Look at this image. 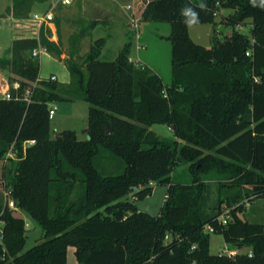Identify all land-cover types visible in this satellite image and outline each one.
Returning a JSON list of instances; mask_svg holds the SVG:
<instances>
[{"label":"trees","instance_id":"16d2710c","mask_svg":"<svg viewBox=\"0 0 264 264\" xmlns=\"http://www.w3.org/2000/svg\"><path fill=\"white\" fill-rule=\"evenodd\" d=\"M45 1L11 0L0 16L28 18ZM185 5L196 8L200 23H214L220 7L232 8L224 21L250 19L249 35L234 27L211 47L196 43L180 16ZM130 9L133 17L170 23L169 85L129 58L128 42L114 60H100L102 37L81 62L70 46L67 83L39 76L35 38H12L0 57V69L19 83L7 87L10 98L0 97V160L10 148L15 156L3 174L17 207L43 230L23 251L25 221L0 202V264H66L69 244L79 264H264V223L241 217L245 200L264 198V7L250 0H132ZM41 43L60 53L44 34ZM254 49L263 56L261 68ZM73 98L89 103L87 138L71 129L51 138L49 102ZM155 123L172 128L175 139L152 130ZM27 140L34 142L23 145ZM104 152L120 161L121 172L100 170ZM179 161L188 162L189 182L172 179ZM211 181L218 184L213 205ZM152 182L168 184L157 215L124 198L150 193ZM225 209L227 222L219 224ZM207 226L237 252L211 253Z\"/></svg>","mask_w":264,"mask_h":264},{"label":"rangeland","instance_id":"374dc122","mask_svg":"<svg viewBox=\"0 0 264 264\" xmlns=\"http://www.w3.org/2000/svg\"><path fill=\"white\" fill-rule=\"evenodd\" d=\"M52 0L39 3L34 6V12L43 13L50 7ZM11 0H0V15L5 12L6 7ZM129 0H71L69 3L58 1L52 9L54 15V24L57 31V42L60 47V53L56 50H48V54H41L39 57L40 69L39 76L48 77L52 72L56 73L62 83L69 79V72L66 66V59L69 56L70 46L76 48L75 59L78 62L83 61L90 45L98 38H104L105 44L98 56L100 60H114L124 46L129 43V58L136 64L139 52L138 42L144 49L141 50V59L146 66L156 71L162 78L165 85L171 82V43L168 38L170 34V23L168 21H153L139 19L136 29L129 26V18L126 12L129 11ZM131 5V4H130ZM98 7V11H96ZM233 12L232 8L220 7L215 14L214 23H199L189 28V34L193 41L206 47H211L217 41L222 40L230 34L235 27L240 32L249 35L250 19L247 23H240L233 26L224 21V17ZM131 14V9H130ZM114 17H110V16ZM99 18V20L91 18ZM14 22L11 17L0 16V57L8 55L12 38L17 34L14 31ZM48 32V30H47ZM141 33V38L136 35ZM41 34L47 38L50 33H46L45 27L41 28ZM75 41V46L74 42ZM65 53V56H62ZM254 57H257L258 64H262L263 56L255 51ZM8 70L0 69V83L10 87L13 81ZM57 105L56 113L50 118V137L54 138L64 129L74 130L78 139L87 138V115L89 103L82 98L60 99L55 101ZM160 136L169 141L175 139L172 128L165 124L155 123L150 126ZM15 159V156L12 157ZM12 161L0 160V202L3 203V186L7 180L4 177L3 169L12 166ZM98 166L103 173H118L122 171L120 161L113 158L107 152H104L98 159ZM172 179L178 182H189L190 173L188 162L179 161L175 164L172 172ZM150 193L140 197L133 198L132 193H128L124 198L134 200L138 210L148 212L152 215L159 214L160 208L164 202L168 184L165 182H152ZM209 190V205L217 202L218 184L211 181ZM213 203V204H212ZM21 216L26 225V241L23 251L43 238L42 228L34 219L21 208L13 209ZM241 217L250 222L264 223V198H254L250 201L245 200V207ZM248 248L240 247L238 251L243 252ZM231 250L223 239L222 234L210 232V252L221 253ZM73 245H68L66 250V264H79L75 255Z\"/></svg>","mask_w":264,"mask_h":264},{"label":"built area","instance_id":"2783aa9c","mask_svg":"<svg viewBox=\"0 0 264 264\" xmlns=\"http://www.w3.org/2000/svg\"><path fill=\"white\" fill-rule=\"evenodd\" d=\"M58 1H62L63 3H69L71 0H52L50 7L47 8L43 13L39 14L37 12H34L28 18L13 19L14 29L19 30L20 32L19 35L21 37H32L37 40L38 45L32 49L31 51L32 56L39 58L41 54L48 52L47 47L41 43V28L45 27L46 33L47 30L49 31L50 35L48 39L50 41L55 42L58 39L56 27L53 22L54 13L52 10L56 6ZM138 20L139 18L133 17L130 14L129 26L131 29H136ZM24 29H26L25 32H23ZM48 78L55 80L57 79V76L55 74H50ZM12 86L14 88H18L19 87L18 81H14L12 83ZM29 94H30V90L26 89L23 95V99L28 100ZM0 97H4V98L11 97L10 90L7 88V86L5 88H0ZM56 109H57V105L55 101L49 102L48 115L50 118L54 116V114L56 113ZM33 142L34 140H27L24 142L23 145L30 144ZM13 156L14 154L12 152V149L10 148L6 153V156L2 159V161L7 160L8 157H13ZM2 194H3V204L5 207H8L10 209L18 208L14 198L12 197L11 186L7 182H4ZM228 211L229 209H225L224 212L219 215V217L217 218L219 224H225L227 222ZM25 225H28V223H25ZM3 228H4V221L0 219V244H2L3 241ZM206 229L210 232L214 230L212 226H207ZM236 252L237 250L231 249L230 251H228V254L233 255Z\"/></svg>","mask_w":264,"mask_h":264},{"label":"clouds","instance_id":"9594fccd","mask_svg":"<svg viewBox=\"0 0 264 264\" xmlns=\"http://www.w3.org/2000/svg\"><path fill=\"white\" fill-rule=\"evenodd\" d=\"M253 7L260 6L264 7V0H250ZM198 7L203 10L206 8V4L201 2ZM180 16L182 17V22L186 27H194L200 23L199 12L196 8L190 5H185L180 9Z\"/></svg>","mask_w":264,"mask_h":264},{"label":"crops","instance_id":"0c3cea01","mask_svg":"<svg viewBox=\"0 0 264 264\" xmlns=\"http://www.w3.org/2000/svg\"><path fill=\"white\" fill-rule=\"evenodd\" d=\"M131 2H132V0H129V4H128V7L130 8L131 7ZM34 6H36V5H34ZM33 9H34V7H33ZM99 9H98V7H96V11H98ZM32 13H34V10H32ZM55 16V15H54ZM126 16L129 18V16H130V9H129V11L128 12H126ZM110 17H114L113 15L112 16H110ZM55 18H56V16H55ZM91 19H95V20H99V18L97 17V18H91ZM14 31H16L17 32V34L18 35H16L14 38H18V37H21L20 35H19V30L18 29H15ZM26 31V29H24L23 30V32H25ZM49 33V31L47 32V34ZM138 37H139V40H140V38H141V33H137L136 34ZM55 44H56V46H57V48H59L60 49V47H59V44L57 43V42H55ZM138 48H140L139 49V52H138V55H137V63H138V65H146V64H144L143 62H142V60H140L141 58V50L142 49H144V48H142L141 49V47H143L142 45H140L139 44V42H138ZM141 46V47H140ZM44 55H47L48 54V52H45V53H43ZM62 56L64 57L65 56V53H62ZM51 74H55L56 76H57V74L56 73H54V72H52ZM41 77V76H40ZM57 80L58 81H60L59 80V78H58V76H57ZM69 81V79L66 81V83ZM61 82V81H60ZM65 83V82H64Z\"/></svg>","mask_w":264,"mask_h":264},{"label":"water","instance_id":"95a60500","mask_svg":"<svg viewBox=\"0 0 264 264\" xmlns=\"http://www.w3.org/2000/svg\"><path fill=\"white\" fill-rule=\"evenodd\" d=\"M112 131L111 127L107 125V133H110Z\"/></svg>","mask_w":264,"mask_h":264}]
</instances>
